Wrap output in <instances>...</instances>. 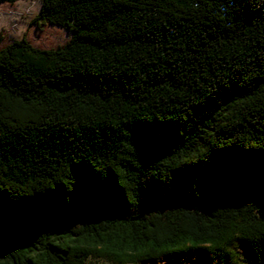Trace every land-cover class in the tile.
<instances>
[{"label": "trees", "instance_id": "obj_1", "mask_svg": "<svg viewBox=\"0 0 264 264\" xmlns=\"http://www.w3.org/2000/svg\"><path fill=\"white\" fill-rule=\"evenodd\" d=\"M40 2L69 38L0 48V264H264V0Z\"/></svg>", "mask_w": 264, "mask_h": 264}, {"label": "rangeland", "instance_id": "obj_2", "mask_svg": "<svg viewBox=\"0 0 264 264\" xmlns=\"http://www.w3.org/2000/svg\"><path fill=\"white\" fill-rule=\"evenodd\" d=\"M40 3V0L0 2V48L23 36L40 49L56 48L67 41L69 33L65 29L47 23L39 26L33 22ZM88 261L111 264L106 258L89 257Z\"/></svg>", "mask_w": 264, "mask_h": 264}]
</instances>
